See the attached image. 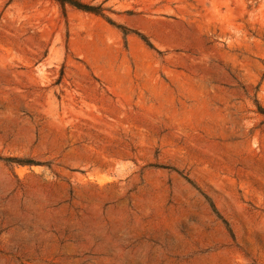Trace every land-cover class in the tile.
Segmentation results:
<instances>
[{
	"label": "rangeland",
	"instance_id": "rangeland-1",
	"mask_svg": "<svg viewBox=\"0 0 264 264\" xmlns=\"http://www.w3.org/2000/svg\"><path fill=\"white\" fill-rule=\"evenodd\" d=\"M0 264H264V0H0Z\"/></svg>",
	"mask_w": 264,
	"mask_h": 264
},
{
	"label": "trees",
	"instance_id": "trees-1",
	"mask_svg": "<svg viewBox=\"0 0 264 264\" xmlns=\"http://www.w3.org/2000/svg\"><path fill=\"white\" fill-rule=\"evenodd\" d=\"M56 1H58V2H66V0H56Z\"/></svg>",
	"mask_w": 264,
	"mask_h": 264
}]
</instances>
